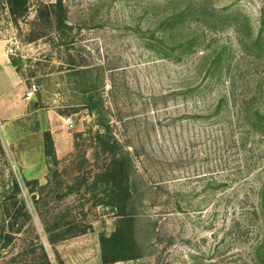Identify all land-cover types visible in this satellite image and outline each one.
Listing matches in <instances>:
<instances>
[{"label": "rangeland", "instance_id": "rangeland-1", "mask_svg": "<svg viewBox=\"0 0 264 264\" xmlns=\"http://www.w3.org/2000/svg\"><path fill=\"white\" fill-rule=\"evenodd\" d=\"M30 1L17 24L0 5V46L37 86L25 116L0 120V264H37L42 246L53 264L120 260L102 238L122 210L89 191L105 197V127L133 162L141 256L115 264H264V0H64L63 32L35 24L55 0ZM45 225L66 240L52 247Z\"/></svg>", "mask_w": 264, "mask_h": 264}, {"label": "trees", "instance_id": "trees-1", "mask_svg": "<svg viewBox=\"0 0 264 264\" xmlns=\"http://www.w3.org/2000/svg\"><path fill=\"white\" fill-rule=\"evenodd\" d=\"M0 5L4 7L10 19L15 24H17L20 20L25 19L29 15V12L31 10L30 0H0ZM37 23L44 25L43 30L52 29L57 32H63L65 29H67V9L65 7L64 0H55L50 4L39 3L35 24ZM39 36L45 37V34L42 33L40 35H37V37ZM12 64L15 68L17 67L15 61H12ZM89 73L90 71L83 70L80 71L79 75H81L80 77H86L89 75ZM96 99L97 96L92 95L91 97H88L86 101V108L90 111V113H94V111L98 108L99 103L96 102ZM223 106L224 99L220 100L217 104V109L214 112V115L216 117L222 116ZM101 126L105 125L103 124ZM105 129L107 131H105L104 134L98 135L99 142L108 148V150L105 149V151L109 156V163L106 165L102 174L105 177V197H100L99 195H97V191L99 189L98 181L97 183H93L92 186L89 187V191L94 192L95 194V205L110 207L113 210L121 208L122 210V214L118 215L120 224L114 235L109 239H106L104 237L102 238V244L104 246H106V244H110L113 246L114 250H121L119 251L122 254L120 260H109L106 256V253H104L103 255L104 264H115L117 262H129L138 260L141 258V256L139 254V247L136 242V235L134 233V224L136 222V217L133 214L127 212V208L131 204V201L133 199L131 177L133 162L129 152L124 148H121L118 140L109 134V128L105 127ZM44 140L47 154L53 156L56 161L57 159L53 155L54 141L52 133L49 130L44 133ZM29 184L30 182L27 183V185ZM35 184H38V182H35ZM14 187L16 194H20L21 187L18 182H14ZM40 188L41 190L45 189V187ZM32 194H35V191H33ZM35 196L36 195H34V199ZM255 196L256 201L258 202L257 204L261 208L260 210H262V207H264V186H261L259 188ZM260 210L259 208L253 207L255 215L258 214ZM28 217L30 218L29 214ZM20 228L23 229V227ZM22 229H18L16 232H13V235L20 234ZM53 231L54 230L46 227L45 225L44 232L48 236V242L52 247H55L57 244L63 242L66 239L58 235L56 237L53 236ZM79 234L84 235L86 234V232H80ZM7 238L11 241L13 236L8 235ZM41 248L43 251L41 257L42 261L37 264H53L49 259L48 254L45 252L43 246ZM58 264L64 263L59 260Z\"/></svg>", "mask_w": 264, "mask_h": 264}, {"label": "crops", "instance_id": "crops-1", "mask_svg": "<svg viewBox=\"0 0 264 264\" xmlns=\"http://www.w3.org/2000/svg\"><path fill=\"white\" fill-rule=\"evenodd\" d=\"M27 85L17 75L13 64L8 60L3 47L0 46V120L12 121L27 114L28 103L24 101ZM55 115L49 116L51 132L54 141L64 140V133L56 134L53 131Z\"/></svg>", "mask_w": 264, "mask_h": 264}, {"label": "built area", "instance_id": "built-area-1", "mask_svg": "<svg viewBox=\"0 0 264 264\" xmlns=\"http://www.w3.org/2000/svg\"><path fill=\"white\" fill-rule=\"evenodd\" d=\"M36 93H37V86L32 85L30 88L27 89L25 96H24V100L28 103L31 102L34 99ZM64 121H65V125H66L67 129H73L74 128V122H73L72 118H67Z\"/></svg>", "mask_w": 264, "mask_h": 264}]
</instances>
